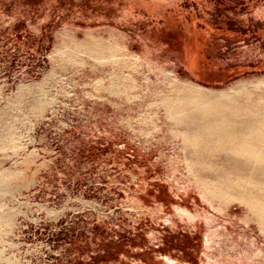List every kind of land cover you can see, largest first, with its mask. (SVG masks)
Returning <instances> with one entry per match:
<instances>
[{"label": "rangeland", "instance_id": "obj_1", "mask_svg": "<svg viewBox=\"0 0 264 264\" xmlns=\"http://www.w3.org/2000/svg\"><path fill=\"white\" fill-rule=\"evenodd\" d=\"M258 78L264 0H0V264H264V224L200 189L159 99Z\"/></svg>", "mask_w": 264, "mask_h": 264}, {"label": "bare ground", "instance_id": "obj_2", "mask_svg": "<svg viewBox=\"0 0 264 264\" xmlns=\"http://www.w3.org/2000/svg\"><path fill=\"white\" fill-rule=\"evenodd\" d=\"M77 45L101 61L112 59L116 51L114 45L90 38L78 42ZM67 55L68 58L74 59L75 55L71 52ZM128 60L126 61L128 62ZM113 62L119 66L118 60ZM107 64L110 65V63ZM120 65L124 64L120 63ZM128 66L130 68V65ZM120 68L122 69L121 66ZM108 72L110 73V70ZM115 76L116 79L126 84L130 81L129 77L121 72H117ZM110 82V87L116 90L117 82L114 80H110ZM120 86L122 87V85ZM251 86L256 90L250 88ZM123 91L121 92L125 93ZM121 92L118 91L119 94ZM115 95L118 96V94ZM154 95L156 96V94ZM154 95L152 94L151 97ZM161 97L159 99L171 117L170 119H174V122L180 126L181 137H179L182 138L186 148L187 170L189 168L193 173L200 189L211 198H219L224 201L232 198L242 200L254 213L257 220L264 224V81L260 78L255 81L244 80L232 87L214 90L178 79ZM146 98L148 99V97ZM32 104L36 107L38 101L33 100ZM141 105L144 106V104ZM151 105L152 103L149 106L151 107ZM7 129L2 123V115H0V146L7 144L5 143L7 140L11 141L9 138H13ZM173 135H177V133Z\"/></svg>", "mask_w": 264, "mask_h": 264}]
</instances>
